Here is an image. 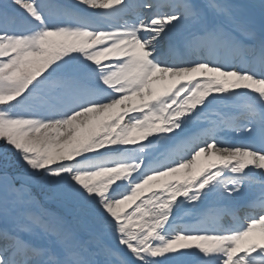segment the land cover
<instances>
[{
	"label": "snow or ice",
	"instance_id": "snow-or-ice-1",
	"mask_svg": "<svg viewBox=\"0 0 264 264\" xmlns=\"http://www.w3.org/2000/svg\"><path fill=\"white\" fill-rule=\"evenodd\" d=\"M0 264H264V0H0Z\"/></svg>",
	"mask_w": 264,
	"mask_h": 264
}]
</instances>
